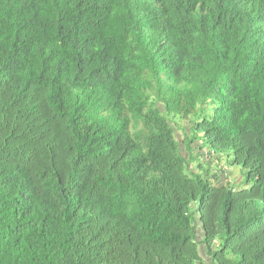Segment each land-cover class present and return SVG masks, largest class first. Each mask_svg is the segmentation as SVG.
<instances>
[{
    "label": "trees",
    "instance_id": "16d2710c",
    "mask_svg": "<svg viewBox=\"0 0 264 264\" xmlns=\"http://www.w3.org/2000/svg\"><path fill=\"white\" fill-rule=\"evenodd\" d=\"M0 264H264V0H0Z\"/></svg>",
    "mask_w": 264,
    "mask_h": 264
},
{
    "label": "rangeland",
    "instance_id": "374dc122",
    "mask_svg": "<svg viewBox=\"0 0 264 264\" xmlns=\"http://www.w3.org/2000/svg\"><path fill=\"white\" fill-rule=\"evenodd\" d=\"M230 173L229 172H226V174L229 175V179H234V177H236L237 171L236 170H233Z\"/></svg>",
    "mask_w": 264,
    "mask_h": 264
}]
</instances>
